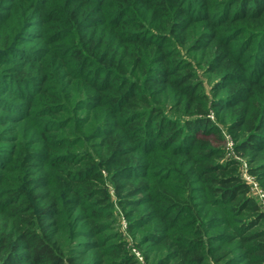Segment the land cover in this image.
<instances>
[{
  "label": "trees",
  "instance_id": "obj_1",
  "mask_svg": "<svg viewBox=\"0 0 264 264\" xmlns=\"http://www.w3.org/2000/svg\"><path fill=\"white\" fill-rule=\"evenodd\" d=\"M40 3L29 4L48 16L43 23L54 39L70 38L69 61L58 68L38 65L40 80L32 74L37 57L24 61V55L16 63L13 82L37 85L48 98L41 100L40 115L54 117L46 119L45 130L33 131L38 138L30 142L22 132L7 140L0 131V143L12 142L6 161L0 148V264H136L103 221L109 195L102 170L109 173L113 165L110 178L121 206L149 209L135 226L155 228L151 241L168 254L158 264L207 260L211 249L201 219L194 232L186 222L199 215L192 203L197 198L210 210L218 207L219 247L212 250L219 264H264V213L235 161L222 160V136L207 116L210 107L229 115L234 150L248 156L251 172L264 179V0ZM183 48L204 51L219 68L216 86L227 95L207 103L195 72L179 58ZM67 64L92 108L102 109L97 153L79 148L80 135L71 142L47 133V125H66L57 115L69 103L61 101L58 77ZM53 88L57 93H50ZM15 111L6 115L22 120ZM137 176L144 179L135 184Z\"/></svg>",
  "mask_w": 264,
  "mask_h": 264
},
{
  "label": "rangeland",
  "instance_id": "obj_2",
  "mask_svg": "<svg viewBox=\"0 0 264 264\" xmlns=\"http://www.w3.org/2000/svg\"><path fill=\"white\" fill-rule=\"evenodd\" d=\"M26 1L27 2L16 7L18 0H0V45L6 46L7 44L6 48H0L4 50L0 53V115H3L4 118L0 119V131H4V139L7 140L15 139L18 132L19 136L20 132H22V137L25 135L30 142L32 139L38 138V135L33 131L39 128L45 130L46 119L54 116L40 115V113H44L42 112V110L44 111V105H40L41 100L46 101L48 98L42 90L39 91L37 85L31 82H23V84L19 86L13 82V77L15 78L19 75L16 74V63L22 61L23 58L21 59V57L24 55V61H28L25 60V58L28 59V57H37V59L34 60L36 63L34 64L35 69L32 74L38 75L37 79L40 80L41 78H39V75L41 74L36 71L38 65H47L48 62H52L53 68H58V66L64 64L65 61H69L66 56L69 53L67 50L70 44V38L67 37L62 40H55V34L48 28L49 23H43V21L48 19V16L43 18L34 8L32 9L30 7L29 3L32 2L40 5L41 0ZM24 19L26 20L25 23L23 21ZM180 54L179 58L183 59V62L189 63L191 70L195 72L197 81L201 83L200 91L206 96L207 103L213 100L219 101L227 95L226 90L219 91V86H216L220 79L218 66L211 64L212 60L208 59L203 50L186 52V49L183 48ZM64 55L66 58H63L62 61L58 60V57H63ZM56 56H58L57 60ZM40 57L42 58L39 61L38 59ZM29 65L30 63H27L25 69H27ZM69 65L70 64H67L66 70L64 68L60 69V73L58 74L62 88L61 101L69 99V103H66L67 108L61 110V114L57 116L62 115V120H60L61 122H59V124H62V121L65 120L66 125L65 128H60L57 124L47 125V129H49L47 133L70 139L71 142L80 135L82 144L79 148L82 147L84 151L90 150L93 153H97L96 143H98L99 139L94 138V135L98 132L99 127H103L101 124L102 113L100 112L102 109L92 108L94 103L87 98V89L83 87L81 80L74 78L76 71L70 68ZM211 66L214 67V70L210 71L209 69ZM68 73H70L69 76H67ZM49 85L50 83H45L42 87H51ZM12 91H15L16 94ZM51 92L57 93L55 88L50 89V93ZM28 103H30V105H28ZM1 106L11 107V109L7 111V108L5 109ZM14 109L16 110L15 115L17 117H22V120L14 121L6 115V113L11 115ZM165 112L169 117H178L177 113L173 111ZM207 116L216 126L219 133L218 135L222 136V143L219 142L224 151L222 160L235 161L242 182H244L242 179L243 175L248 173L257 179L260 188L264 191V179L259 180L257 177L258 174L256 175L251 172L248 156L237 153L234 150L235 139H233V133L231 134L227 129L230 122L229 115L216 108L210 107V113ZM9 119L11 120L7 121ZM56 126L59 127L58 130H53ZM212 141L215 142L214 138ZM2 147L5 148V152H1L4 155L3 161H6L7 155L12 147V142L3 141L0 143V148ZM115 168L116 165L111 166L109 173L106 169L102 170L105 188L109 195V208L107 210L109 214L103 221L110 224L112 228L107 233H115L118 235L119 240L124 245L128 254L133 257L136 264H158L161 261L160 259L166 256L167 253L166 250H162L158 244L151 241V237L153 236H151L150 233L155 228L153 225L149 224L142 227L135 226L139 219L138 216L145 215L144 213L149 211V209L145 208L146 211H144L142 207L135 209L131 206L127 208L121 206L119 203L121 198L115 194V188L110 178ZM142 179L144 178L137 176L136 178H132L131 181H134L136 184ZM247 191L248 195L252 197L259 206L260 211L264 213L255 196V192H252L250 188H248ZM200 201L201 200L197 198L192 202L193 205H195L193 211L199 212V215L197 217L191 215L186 222H190L189 229L194 232L199 222L197 219H201L202 225L200 229H202L204 233L203 237L206 238V245L211 249L204 264H219V253L212 250V247H219V241L216 240H219V231H221V228H219V225L215 224L217 220L213 219L215 216H219V213L215 212L218 207L213 211L210 209L214 207L208 208L207 206L201 205ZM204 209H208V211L204 212ZM217 219H219V217ZM207 227L209 229H206ZM79 239L80 241H84L86 238ZM91 259H94V256H92Z\"/></svg>",
  "mask_w": 264,
  "mask_h": 264
},
{
  "label": "built area",
  "instance_id": "obj_3",
  "mask_svg": "<svg viewBox=\"0 0 264 264\" xmlns=\"http://www.w3.org/2000/svg\"><path fill=\"white\" fill-rule=\"evenodd\" d=\"M242 179L244 183H246L248 188H250L252 192L253 191L255 192V196L258 199L259 204L264 211V191L260 188L257 179L248 173H245Z\"/></svg>",
  "mask_w": 264,
  "mask_h": 264
}]
</instances>
